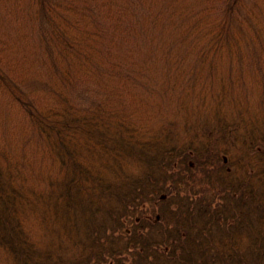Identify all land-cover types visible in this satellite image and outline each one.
Returning <instances> with one entry per match:
<instances>
[{
  "label": "trees",
  "instance_id": "16d2710c",
  "mask_svg": "<svg viewBox=\"0 0 264 264\" xmlns=\"http://www.w3.org/2000/svg\"><path fill=\"white\" fill-rule=\"evenodd\" d=\"M0 264H264V0H0Z\"/></svg>",
  "mask_w": 264,
  "mask_h": 264
}]
</instances>
